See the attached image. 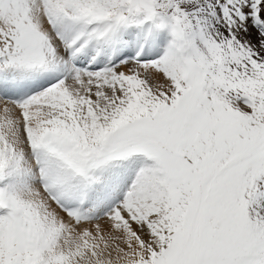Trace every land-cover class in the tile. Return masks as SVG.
Listing matches in <instances>:
<instances>
[{
	"label": "snow or ice",
	"instance_id": "6c2138e0",
	"mask_svg": "<svg viewBox=\"0 0 264 264\" xmlns=\"http://www.w3.org/2000/svg\"><path fill=\"white\" fill-rule=\"evenodd\" d=\"M0 264H264V0H0Z\"/></svg>",
	"mask_w": 264,
	"mask_h": 264
}]
</instances>
